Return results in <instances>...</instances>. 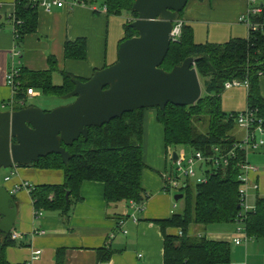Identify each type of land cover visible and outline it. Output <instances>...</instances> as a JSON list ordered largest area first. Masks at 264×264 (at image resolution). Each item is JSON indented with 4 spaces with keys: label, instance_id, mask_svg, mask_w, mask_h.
I'll list each match as a JSON object with an SVG mask.
<instances>
[{
    "label": "crops",
    "instance_id": "0c3cea01",
    "mask_svg": "<svg viewBox=\"0 0 264 264\" xmlns=\"http://www.w3.org/2000/svg\"><path fill=\"white\" fill-rule=\"evenodd\" d=\"M39 1L34 0L37 4ZM15 2L0 0V111L17 109L14 93L6 83V73L12 61L25 71L49 73L54 86L63 84L64 73L87 80L96 70L117 61L119 41L124 36L119 19L121 14L107 12L105 0L54 7L50 12L37 5L36 29L23 36L19 44L20 57L12 60L10 53L15 39L11 19ZM247 9L246 0H190L181 18L192 27L196 43H202L205 36L206 42L223 43L231 38L247 36L248 28L241 20ZM132 19V15L127 17V21ZM77 39L86 41L84 60L69 59L64 55L66 43ZM259 88L264 99V75L259 78ZM24 94L23 107H26L28 98L44 93L41 88L33 87L32 94ZM62 104L66 103L59 105ZM155 112H143L142 144L144 141L143 157L147 167L142 172V186L148 198L140 211L134 212L129 202L108 205L104 200V184L85 180L80 186V200L72 205L67 216L59 211H44L36 217L28 190L15 188L24 181L33 186L63 184V170L31 165L10 167L0 183L12 195L17 207L11 231L13 244L5 249L9 264H55L57 249H64L65 264H162L163 237L159 226L151 220L168 218L177 206L170 193L174 189L165 190V180L171 172L168 173L164 167L168 158L167 148L163 141V127ZM234 135L240 139L243 131L237 127ZM259 137L263 144L247 150V161L255 167L248 173V178L257 185L256 189H249L250 205H254L258 196L264 197V133ZM151 141L153 145L150 148ZM148 151L151 159L146 157ZM174 192L179 193L177 190ZM132 214L137 220H133ZM120 220H123L121 227L118 225ZM236 229L235 222L206 227L190 224L187 234L229 242L232 247L229 264H264V239L238 234ZM178 230L168 227L166 232L177 234ZM2 237L0 234V242ZM236 237L241 239L239 244L234 243ZM102 247L112 252L106 261L98 258L97 250ZM36 249L42 253L34 259Z\"/></svg>",
    "mask_w": 264,
    "mask_h": 264
},
{
    "label": "trees",
    "instance_id": "16d2710c",
    "mask_svg": "<svg viewBox=\"0 0 264 264\" xmlns=\"http://www.w3.org/2000/svg\"><path fill=\"white\" fill-rule=\"evenodd\" d=\"M69 1L83 4L92 0ZM134 1L105 0L106 11L119 15L127 10L134 19L136 13L131 10ZM37 5L34 0L15 2L14 15L23 21L18 27V45L25 34L36 29ZM183 11L184 9L179 13V19H182ZM132 20L126 21L124 36L119 43L137 35L136 30L129 26ZM253 20L264 22V2L262 12ZM64 51L66 58L84 60L85 39L66 43ZM187 57L195 58L194 66L198 75L204 79L205 94L193 105L176 106L168 103L164 112L156 107L157 120L163 127V141L167 150L171 146H187L192 152L200 151L208 155L213 147L228 148L236 141L234 131L237 126L234 116L238 112H225L221 107L220 95L226 81L246 80V106L257 108L259 115L264 118V99L259 88V78L264 75V30L250 29L246 37L231 38L223 43H196L192 27L184 24L181 40L170 43L160 68L169 71ZM49 76L47 72L32 73L21 68L20 86L14 94L16 102L24 100V92L28 88L38 87L44 94L58 97L74 88L72 78L76 77L71 74H63L61 86L52 85ZM24 104L25 102L16 108L20 109ZM145 109L147 108L123 113L121 117L102 126L88 127L87 137L80 136L72 144L60 141V145L70 153L66 164L60 155L53 153L31 163L34 167L61 169L64 172L63 184L38 185L29 191L34 212L59 211L67 216L72 205L80 200V186L85 180L104 184V200L108 205L133 201L143 206L148 198L142 186V172L147 167L142 149ZM200 123L205 124L203 131L199 129ZM241 156L243 157V151L238 152V156L231 159L225 167L213 168L211 164H206V183L184 180V186L179 190L183 194L179 199L183 200L182 210L165 219L151 220L159 226L162 233V264L230 263L232 247L229 242L209 240L205 235H188L187 229L190 224L206 227L235 222L240 212L241 181L238 176L241 171L238 161ZM254 207V212L248 213L243 221L244 231L248 237L264 239V197L258 196ZM168 227L180 229L182 235L168 234ZM12 244L11 233L2 237L0 264H9L5 249ZM97 251L99 261L108 260L112 253L107 247ZM55 264H65L64 249H57Z\"/></svg>",
    "mask_w": 264,
    "mask_h": 264
},
{
    "label": "water",
    "instance_id": "95a60500",
    "mask_svg": "<svg viewBox=\"0 0 264 264\" xmlns=\"http://www.w3.org/2000/svg\"><path fill=\"white\" fill-rule=\"evenodd\" d=\"M188 0H135L131 10L136 17L129 23L137 35L120 42L117 61L96 70L82 81L72 78L74 88L63 95L74 100L50 111L34 106L0 111V168L30 165L50 153L66 164L69 145L88 135V127L102 126L123 113L142 108L164 112L176 106L195 104L202 96V85L187 57L166 71L160 68L170 46L172 23ZM178 158L173 152L171 160ZM68 196V193H66ZM182 193L174 195L178 201ZM17 207L12 195L0 185V232L9 235L14 227Z\"/></svg>",
    "mask_w": 264,
    "mask_h": 264
},
{
    "label": "built area",
    "instance_id": "2783aa9c",
    "mask_svg": "<svg viewBox=\"0 0 264 264\" xmlns=\"http://www.w3.org/2000/svg\"><path fill=\"white\" fill-rule=\"evenodd\" d=\"M248 4V9L245 15L241 17L242 22L247 26L248 30L250 29H262L264 30V22L254 21V17L259 15L262 12V4H259L258 0H246ZM75 2L69 0H40L38 6L46 12H50L54 7L62 8L67 6H73ZM13 23V32H14V47L10 53V56L13 58L20 57V49L17 42L18 36V27L23 23L21 19L12 15ZM185 22L182 19H176L172 23V29L169 35L170 43L179 42L182 37V28ZM261 75V74H259ZM20 68L15 63H11L9 70L6 73V83L12 89L15 94L20 86ZM244 85L248 86V82L238 81L237 79H232L224 83V88L228 89L233 86ZM27 94H32L33 89L28 88L26 91ZM23 100L20 101L23 104ZM236 126L243 131V136L240 139H236L228 148L213 147L212 152L208 155L202 154L200 151H194L186 156L178 155L177 160L174 162L175 169L165 180V190L174 189L179 191L184 186V180L192 178L196 179L197 183H206V164H211L213 168L219 166H227L231 159L238 156V152L243 151V157H239L238 166L240 169V174L238 176L241 181V187L239 189V206L240 212L238 213L235 223L237 224V233L246 234L243 227V221L247 217L248 213L254 212V205L249 204V189H256L257 185L251 183L248 178V173L255 170V167L247 161V150L256 149L259 145L263 144V140L259 137L264 133V118L261 117L258 113L257 108H251L246 106L242 111H239L234 116ZM200 171V173L198 172ZM8 179V177L6 178ZM25 188L28 192L34 187L31 183L24 181L17 186L15 189ZM129 205L134 209V212L140 211L143 206L138 205L133 201H129ZM36 217L41 216V212H34ZM133 220L137 218L132 214ZM118 225L121 227L123 225V220H120ZM178 235H182V231L178 230ZM15 236H13L14 238ZM241 239L239 237L234 238V243L239 244ZM42 251L36 249L33 254V258H39Z\"/></svg>",
    "mask_w": 264,
    "mask_h": 264
},
{
    "label": "rangeland",
    "instance_id": "374dc122",
    "mask_svg": "<svg viewBox=\"0 0 264 264\" xmlns=\"http://www.w3.org/2000/svg\"><path fill=\"white\" fill-rule=\"evenodd\" d=\"M258 1H259V4L264 2V0H258ZM130 16H131V13L127 10H124L121 14V18H119L121 20V25L123 28V31H122L123 35H124V25L126 24L127 17H130ZM246 29H247V27H246ZM201 42L207 43L206 42V36L201 39ZM199 79H200L202 87H203V80L204 79L200 76H199ZM204 94H205L204 89L202 88V95H204ZM246 98H247V93H246V87L244 85L233 86V87L228 88V89L224 88V90L221 92V95H220L221 107L225 112L242 111L246 108V105H247ZM70 100H71V98L70 99L56 98L54 96H48L45 94H40L38 97L28 98V100L26 101V106H34V107L42 109L43 111H47V110L50 111V110L60 106L59 104H61V103H66V104H68V102L70 103ZM56 105H58V106H56ZM62 105H64V104H62ZM19 106H20V104H17V103L15 104V107H19ZM145 110L151 111V112L157 111V109L155 107L154 108H147ZM198 125L200 126L199 129L203 131L205 124L200 123ZM161 143H162V141H161ZM143 145H144V141L142 144V149H143ZM152 145H153V141L149 142L150 148L152 147ZM173 152H176L177 155L186 156V155L192 153V150H191V148H189L187 146H177V147L171 146V147H168V150H167L168 158L164 164V167L166 166V171L168 173L173 172L175 169L174 163L171 161V156H172ZM146 157L148 159H151L150 151H148L146 153ZM146 162L149 163L148 161H146ZM9 170H10V167L0 168V183H2L3 177L5 176V174L9 173ZM198 172L200 173V171H198ZM197 178H198V176H197ZM197 178H192L190 180V183L191 182L196 183ZM171 191L172 192H170V193L172 195L173 203H175L177 206L174 209V211L180 212L182 210L183 200L175 201L173 196L175 194H177V192H174L175 190L174 191L171 190ZM203 234H204V232H203Z\"/></svg>",
    "mask_w": 264,
    "mask_h": 264
}]
</instances>
